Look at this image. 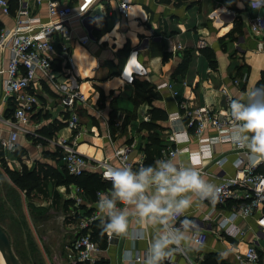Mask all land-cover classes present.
<instances>
[{"label":"crops","instance_id":"crops-1","mask_svg":"<svg viewBox=\"0 0 264 264\" xmlns=\"http://www.w3.org/2000/svg\"><path fill=\"white\" fill-rule=\"evenodd\" d=\"M22 1L30 5L31 17L46 21L47 0H42L40 5L33 4L32 0ZM61 1L71 5L75 12L82 11L80 7L88 2L85 27L76 22L74 33L66 42L69 45V59L74 65L73 72L86 102L77 110L79 126L76 131L65 125L51 136L44 135L43 127L58 122L66 113L62 112L58 94L50 84L44 80L35 82V86L33 84L29 92L36 94L38 102L29 112V123L25 128L37 135L20 134L15 151L22 152V158L32 155V166L34 162L44 163L61 172L62 162L50 159L45 154L59 150L55 141L62 137L70 143L74 142L76 150L92 165L107 161L117 166L113 153L124 146H131L129 159L132 162H144L143 149L148 143V132L140 125L149 122L152 106L161 109L166 116L162 123V135L166 138L169 131L185 129V109H208L223 116L227 96L242 97L264 72V32L255 35L248 27L249 19L264 16V10L250 8L249 0H128L126 18L119 10L121 0ZM14 14L5 16L0 12V26L11 28ZM102 27L104 30H101ZM87 31H90L93 39L81 45L76 37L87 34ZM200 42L204 43V47H198ZM201 49H208L213 54V66L201 54ZM256 49H261L259 56L251 53ZM186 55L189 60L184 73L178 75L177 69ZM8 58V49H0L1 67L6 66ZM129 59L135 63L132 67ZM126 66H129L128 70H125ZM140 67L145 72L132 73L133 78L128 81L130 72ZM244 76L245 81L242 82ZM163 84L170 87H161ZM5 97L0 83L2 118H6L8 100H13ZM9 131V127L0 122L2 136L6 137ZM216 133L214 129L206 128L202 136L215 137ZM188 136V142L171 144L172 147L187 149L175 157L178 164L186 163L199 168L204 178L214 184L219 183L222 177L236 174L238 152L231 142L210 144L211 158L202 160L197 166L191 164L189 153L196 152L199 144L189 131ZM164 144H168L166 139ZM163 149L156 159L161 158ZM219 159H224L220 166L215 164ZM147 164L151 162L148 160ZM261 164H264V160L257 162V167ZM88 172L99 174L94 169ZM50 187L60 192V196H68L66 198L73 204L71 213L81 210L88 216L95 210V200L90 201L84 192L82 196L76 193L74 184ZM74 198H80L79 205H76ZM240 202L231 199L224 205H213L205 200L188 209L183 220H191L199 230H205L207 239L203 246L195 245L189 240L190 228L182 250L184 254L178 252L171 260L177 264H200L205 255L217 254L228 264H235L234 256L243 253L251 243L257 244L264 253V235L256 224V212L247 218L232 219L231 224L243 232L241 236H230L218 226L219 221L230 216ZM129 211L130 237L112 235V240L108 242L104 233L102 245L94 240L100 250L97 260L103 258L108 264H142L134 261V258L139 256L146 259L156 227L138 222L133 210ZM68 221L71 232H74V220L70 218ZM95 223L101 227L99 221ZM164 264H168L167 260Z\"/></svg>","mask_w":264,"mask_h":264},{"label":"built area","instance_id":"built-area-1","mask_svg":"<svg viewBox=\"0 0 264 264\" xmlns=\"http://www.w3.org/2000/svg\"><path fill=\"white\" fill-rule=\"evenodd\" d=\"M32 2L35 5H40L42 0H32ZM87 3L80 7L82 11L75 12L71 5L63 3L61 0H47V19L45 22H41L38 18L29 15L30 5L27 1L17 0L13 26L11 28H0V49H8L9 51L6 66H0V83L6 95L5 98H13L14 102L17 103L12 118H2L0 116V122L10 129L6 137L0 133V159L13 156L17 149V140L20 134L30 135L31 133L33 136L37 135L34 131L30 132L25 128L29 123V112L38 102L36 94H30L29 92V89L35 86V82L38 83V81L44 80L50 84L54 92L58 94V102L62 112L67 114V119L60 118L59 120H63L69 129L77 130L79 126L77 110L86 102V98L81 92L78 79L73 72L74 65L69 59V45H66V42L72 37L76 22L85 27L84 18L87 13ZM128 6V0L119 2V10L125 18L127 17ZM0 12L5 16L10 15L9 0H0ZM248 27L253 34H262L264 32V16L257 15L249 19ZM87 32V34L76 37L81 45H86L93 39L90 31ZM198 47H204V43L200 42ZM260 50L256 49L251 53L254 56H259L261 54ZM131 61L129 59L128 63L132 67L135 63H131ZM128 67L126 66L125 70H128ZM135 69L137 70L130 72L128 81L132 80V73L145 72L142 67ZM244 81L245 76L242 82ZM237 82L235 81V83ZM245 85H247V82ZM161 87L170 86L163 84ZM231 99L232 97L227 96L225 112L221 117L208 109H185V129L168 132L166 141L169 145L167 144L162 150L161 157L175 158L178 153L187 151L186 148L172 147L171 144L188 142V131L191 133L192 138L197 139L199 144L196 152L189 153L192 165L198 166L202 160L211 158L210 144L220 141L231 142L227 138V133L233 124L229 114ZM206 128L214 129L217 135L215 137H203L202 134ZM55 145L61 150L60 159L65 171L73 177H79L83 173L94 169V171L98 170L100 178L105 180L104 172L109 166L119 167L127 164L136 169L144 165L142 160L132 162L129 159L131 146H124L114 151L113 157L118 162V165L114 166L107 163V161L92 165L76 150L75 143H70L67 138L58 139L55 141ZM233 146L238 152L235 160L237 172L233 177H222L220 182L216 184L222 187L221 195L216 204L224 205L231 199L240 200L241 202L236 205L230 216L219 221L218 226L230 236H241L243 232L231 224L232 219L236 217L247 218L256 212L258 216L256 224L260 228V233L264 235V175L257 172V163L253 164L248 160L245 155L246 149L234 144ZM223 162L224 159H219L215 161V164L220 166ZM197 169L199 170V168ZM74 190L82 196L83 191L81 188L74 185ZM101 192L107 191H96L94 204L98 199V193ZM74 199L77 201L76 205H79L80 198ZM70 218L74 220L72 226L74 234L66 246L65 260L67 264H93L100 252L96 242L90 236V227L93 223L99 221L96 219V207L88 216L83 211L77 210L70 214ZM183 219L184 216L178 217L174 221L175 227L180 228ZM105 234L107 241L110 242L112 235ZM206 239L207 232L205 230L192 228L190 231L189 240L195 245L203 246ZM180 252L184 254L183 251ZM144 260L139 256L134 258V261L142 262V264H144ZM234 261L235 264H264V253L259 250L257 244L251 243L243 253L234 256ZM167 263L177 264L171 258L167 260Z\"/></svg>","mask_w":264,"mask_h":264},{"label":"clouds","instance_id":"clouds-1","mask_svg":"<svg viewBox=\"0 0 264 264\" xmlns=\"http://www.w3.org/2000/svg\"><path fill=\"white\" fill-rule=\"evenodd\" d=\"M249 7L264 10V0H249ZM229 114L233 124L227 138L247 150L251 163L264 160V84L232 98ZM104 179L111 188L98 193L95 204L102 234L130 237V209L138 222L156 227L144 264H164L182 251L186 233L198 226L185 219L177 228L174 221L194 204L208 200L215 205L222 192V187L206 180L197 168L164 156L136 169L127 164L109 166Z\"/></svg>","mask_w":264,"mask_h":264},{"label":"rangeland","instance_id":"rangeland-1","mask_svg":"<svg viewBox=\"0 0 264 264\" xmlns=\"http://www.w3.org/2000/svg\"><path fill=\"white\" fill-rule=\"evenodd\" d=\"M22 155L17 151L0 159V226L9 235L20 264H67L66 246L74 234L68 221L73 204L49 184L26 181L29 189L24 191L14 183L11 175L18 176L23 168L30 171L36 165L30 162L32 155Z\"/></svg>","mask_w":264,"mask_h":264},{"label":"trees","instance_id":"trees-1","mask_svg":"<svg viewBox=\"0 0 264 264\" xmlns=\"http://www.w3.org/2000/svg\"><path fill=\"white\" fill-rule=\"evenodd\" d=\"M163 2H169L170 0H160ZM177 1V0H175ZM17 8V0H9V10L10 14L15 13ZM1 27V26H0ZM101 30H104L102 27ZM201 54L207 59L210 66L214 65V57L213 54L208 49H201ZM166 56V55H165ZM189 57L187 55L183 58V62L181 66L177 69V73L183 74L185 70L186 63L188 62ZM264 84V72L261 73L260 80L256 83L255 86ZM13 99V98H12ZM7 109L5 111L6 118H12L13 112L17 107V103L13 100H8L7 102ZM150 120L149 122H143L140 125L141 129H144L148 132V143L144 147L143 151L145 153V160L143 162L144 165L148 163V160L151 164L154 160L159 157L160 150L166 146L164 141L166 138L162 135L164 128H162V123L166 120V116L164 112L157 108L153 107L149 111ZM64 119H67V114L64 115ZM66 123L62 121H54L49 123L47 126L43 127V134L47 136H51L54 132L59 131L62 129ZM41 131V130H40ZM39 131V132H40ZM16 153L14 152L13 155ZM46 157L50 159H55L58 162H61V150L57 149L54 153H46ZM257 172L264 175V164H261L257 167ZM11 179L14 183H17L22 190L27 191L29 189V184L26 181L34 182L36 185L39 183H44L45 185L49 184L53 187L58 186H69L70 184H74L77 187L81 188L84 192V195L87 196L90 201L95 200V192L99 190L108 191L111 188V184L109 181L102 180L100 175L96 172H85L79 177H73L67 174L65 168L62 164L61 172L58 169L53 168L50 165L44 163H36L32 170H27L23 168L21 174L15 176L14 174L11 175ZM52 183V184H51ZM28 186V188H26ZM33 186V185H31ZM35 186H33L34 188ZM91 238L97 241L100 245L104 242V236L102 234V228L99 227L98 223H94L91 227ZM87 264V263H83ZM93 264H108L107 260L101 258L96 260ZM200 264H228L223 259H221L217 254H208L205 255L204 258L201 260Z\"/></svg>","mask_w":264,"mask_h":264},{"label":"water","instance_id":"water-1","mask_svg":"<svg viewBox=\"0 0 264 264\" xmlns=\"http://www.w3.org/2000/svg\"><path fill=\"white\" fill-rule=\"evenodd\" d=\"M1 263L20 264L13 254L9 235L0 226V264Z\"/></svg>","mask_w":264,"mask_h":264},{"label":"bare ground","instance_id":"bare-ground-1","mask_svg":"<svg viewBox=\"0 0 264 264\" xmlns=\"http://www.w3.org/2000/svg\"><path fill=\"white\" fill-rule=\"evenodd\" d=\"M124 76L126 77V75L124 74ZM1 264H3V263H1Z\"/></svg>","mask_w":264,"mask_h":264}]
</instances>
